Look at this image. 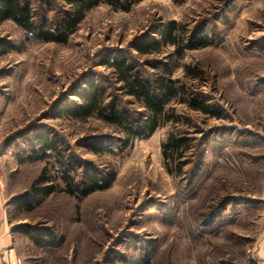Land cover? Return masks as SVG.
Wrapping results in <instances>:
<instances>
[{"label":"rangeland","instance_id":"obj_1","mask_svg":"<svg viewBox=\"0 0 264 264\" xmlns=\"http://www.w3.org/2000/svg\"><path fill=\"white\" fill-rule=\"evenodd\" d=\"M22 1L35 22L56 29L71 11L67 0ZM170 21L184 26V38L205 36L209 45L181 55L170 44L137 51L158 43ZM118 58L148 76L170 69L223 118L174 104L178 123L121 148L123 134L113 126L65 113L93 80L105 101L142 118L108 65ZM184 65L201 77L184 75ZM170 131L189 139L180 173L163 164L160 145ZM36 136L55 142L77 180L114 171V181L80 201L56 191L32 211L15 209L10 200L52 168V159L20 163ZM98 144L112 151L90 149ZM2 221L11 241L0 248V264H264V0H140L128 11L99 4L66 43L28 37L2 21ZM19 224L49 228L63 241L37 247L16 231Z\"/></svg>","mask_w":264,"mask_h":264},{"label":"trees","instance_id":"obj_2","mask_svg":"<svg viewBox=\"0 0 264 264\" xmlns=\"http://www.w3.org/2000/svg\"><path fill=\"white\" fill-rule=\"evenodd\" d=\"M67 1L71 5V11L59 29L52 28L47 23L35 22L29 4L22 0H0V23L10 19L22 28L28 37L43 42L66 43L68 37L92 8L99 4H107L114 9L128 11L140 0ZM183 33H185L184 26L170 21L166 24L158 43L141 45L136 49L139 53L145 54L152 52L153 49L157 51L160 44H170L175 46L176 51L181 55L184 50L209 45V40L205 36L184 38ZM108 65L112 67L115 80L120 84L124 94L143 108L142 118L140 120L136 117L131 118L115 103L105 101V93L93 80L86 82L85 90L76 92L75 96L80 102L66 107L65 113L79 120L95 117L113 126L123 134L124 138L120 140L121 148L130 146L135 139L150 137L160 126L178 123L182 117L176 112L174 104L185 105L188 110L200 112L209 117L223 118L221 110L216 105L210 104L209 99L202 97L201 92H196L179 78H173L172 71L166 67L153 76H148L137 71L122 58L108 62ZM183 69L184 75L190 79L195 80L201 77V71L196 66L184 65ZM105 147L98 144L90 149L94 152L112 151V148ZM160 147L167 172L180 173L182 169L180 159L190 147L189 139L183 134L170 131ZM23 156L20 158V163L25 160L52 159L50 162L52 168L44 166L31 182L28 190L10 200L17 210L32 211L56 191L65 192L80 201L94 191L108 188L115 179V172L110 171L105 174L90 172L83 181L77 180L74 168L55 142L46 136H36ZM51 169L54 170V174L50 173ZM14 227L18 233L27 237L37 247H56L63 241L62 236H54L53 232L46 227L25 224Z\"/></svg>","mask_w":264,"mask_h":264},{"label":"crops","instance_id":"obj_3","mask_svg":"<svg viewBox=\"0 0 264 264\" xmlns=\"http://www.w3.org/2000/svg\"><path fill=\"white\" fill-rule=\"evenodd\" d=\"M8 223L7 222H1L0 223V248L5 245L8 246V243L11 241L10 235L6 234L5 232H8ZM3 233V234H2ZM1 256V255H0Z\"/></svg>","mask_w":264,"mask_h":264}]
</instances>
